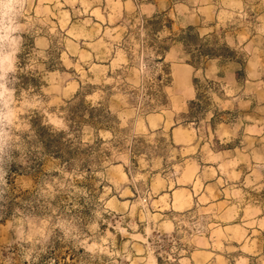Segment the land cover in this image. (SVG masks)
I'll return each instance as SVG.
<instances>
[{
    "label": "rangeland",
    "instance_id": "rangeland-1",
    "mask_svg": "<svg viewBox=\"0 0 264 264\" xmlns=\"http://www.w3.org/2000/svg\"><path fill=\"white\" fill-rule=\"evenodd\" d=\"M5 57L0 264H264V0H19Z\"/></svg>",
    "mask_w": 264,
    "mask_h": 264
},
{
    "label": "trees",
    "instance_id": "trees-1",
    "mask_svg": "<svg viewBox=\"0 0 264 264\" xmlns=\"http://www.w3.org/2000/svg\"><path fill=\"white\" fill-rule=\"evenodd\" d=\"M145 28H152L154 31L161 29L162 27L159 17L157 15H153L148 18L144 22ZM167 28L170 29V23H167ZM208 36L200 37L199 33L195 31L193 26H187L185 29H181L178 34H172L170 39L173 42L180 43L183 47L187 55L189 56V64L197 69L201 66V60L203 57H207L208 59H212L215 56H219L222 59L230 58L228 55L232 52V50L227 45H221L218 47H208L209 41ZM147 40H151L147 38ZM154 49L156 58L159 61L164 60L165 54L169 51L170 44L165 42L154 43ZM216 52H220L217 54ZM193 84L195 89H198V80L193 79ZM198 97V95H197ZM193 102H191V105Z\"/></svg>",
    "mask_w": 264,
    "mask_h": 264
},
{
    "label": "clouds",
    "instance_id": "clouds-1",
    "mask_svg": "<svg viewBox=\"0 0 264 264\" xmlns=\"http://www.w3.org/2000/svg\"><path fill=\"white\" fill-rule=\"evenodd\" d=\"M19 0H0V22H11V19L17 13V7ZM5 31H14L12 28H5ZM8 58L5 57L0 59V68H3V65L7 63ZM4 95L3 86L0 85V97ZM243 264H248V261H243Z\"/></svg>",
    "mask_w": 264,
    "mask_h": 264
}]
</instances>
